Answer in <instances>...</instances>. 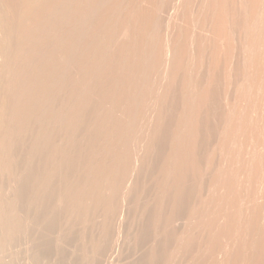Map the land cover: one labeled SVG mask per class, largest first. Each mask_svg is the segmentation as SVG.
<instances>
[{
  "label": "bare ground",
  "instance_id": "6f19581e",
  "mask_svg": "<svg viewBox=\"0 0 264 264\" xmlns=\"http://www.w3.org/2000/svg\"><path fill=\"white\" fill-rule=\"evenodd\" d=\"M205 243L264 264V0H0V264Z\"/></svg>",
  "mask_w": 264,
  "mask_h": 264
},
{
  "label": "rangeland",
  "instance_id": "374dc122",
  "mask_svg": "<svg viewBox=\"0 0 264 264\" xmlns=\"http://www.w3.org/2000/svg\"><path fill=\"white\" fill-rule=\"evenodd\" d=\"M245 92H246L247 95L249 94L250 96H251V95H252V96L255 95V94L252 93V91H251L249 88H247ZM251 147H252V149H251L252 152L255 151V149L253 148V146H251ZM251 147H250V148H251ZM226 156H227V155H226ZM223 157H224L225 160H228V159H229V156H227L228 159H227L225 156H223ZM222 160H223V159H222ZM224 162H225V161L223 160V161H222V165H223ZM226 162H227V161H226ZM224 164H226V163H224ZM251 164H252V163H251ZM223 166L226 167V165H223ZM250 166H251V165H250ZM243 169H244V170H243ZM243 169H241V170L243 171V173H242V171H240V173H242V177L245 175V173H246V171H247V170H245V169H246L245 167H244ZM247 169H249V165H248V168H247ZM244 171H245V172H244ZM240 175H241V174H240ZM213 186L215 187L216 184H214ZM213 186H212V187H213ZM214 187H213L212 189L210 188V189H209L210 191H207L208 193L206 192V195H205V198H206V199H204L205 202H203V203H204L203 206H202V203H201V206H200L201 208L204 209V210L201 209V210H202V213L205 212V211L208 212L207 210L210 211L209 208H212V202H211L210 196H212L211 194H213ZM206 212H205V213H206ZM202 213H198V216L200 217ZM199 214H200V215H199ZM195 216L198 218L197 215H194V216H192L191 220H189L188 222H191V223H196V222H198V219L196 220V219H195ZM193 218L195 219V222H193V220H194ZM200 219H201V218H200ZM199 221H200V220H199ZM181 223H183V222H181ZM183 224H184V223H183ZM183 224H180L181 226H179V228H180L179 231H180V234H181V235H183V234H185V233H188V231H189V230H188L189 228L187 229V227L189 226L188 224H190V223L187 224V221H186V225L184 224V226H183ZM187 225H188V226H187ZM182 227H183V228H186V230L183 229ZM181 229H183V231H185V232H182ZM207 245H208L207 243L204 244V247H203L202 251H200V252L195 256V258L193 257V259H191L192 261L189 262L190 264H192L193 261H195V263H197V262L199 263L200 260H202V259H203V260L205 259V260L207 261V264H215V263L213 262L214 259H215L217 256H219L221 253H217V254H213V255L210 254V255H209L208 252L205 251V247H206ZM174 252H175V251H174ZM174 252H173V253H174ZM171 254H172V252L170 253V255H171ZM174 255H175V253H174ZM116 256H117V252H116V251H114V250H113V251H110L109 254H108V256H107L108 258H107V257L104 258V260L108 259L104 264H112V262L115 264ZM170 257H171V258L173 257L172 259H174L173 254H172L171 256H169V257H168V258H169L168 260L170 261L169 263L172 262ZM114 258H115V260H114ZM168 260L166 261L167 264H168ZM197 260H198V261H197ZM173 261H174V260H173ZM103 262H104V261H103ZM172 263H173V262H172ZM195 263H193V264H195ZM101 264H102V263H101Z\"/></svg>",
  "mask_w": 264,
  "mask_h": 264
}]
</instances>
